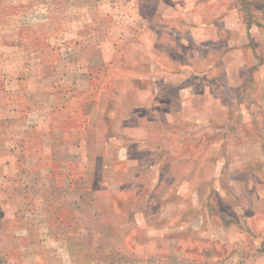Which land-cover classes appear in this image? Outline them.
<instances>
[{
	"label": "rangeland",
	"instance_id": "374dc122",
	"mask_svg": "<svg viewBox=\"0 0 264 264\" xmlns=\"http://www.w3.org/2000/svg\"><path fill=\"white\" fill-rule=\"evenodd\" d=\"M183 1L0 0V264H264V0Z\"/></svg>",
	"mask_w": 264,
	"mask_h": 264
},
{
	"label": "crops",
	"instance_id": "0c3cea01",
	"mask_svg": "<svg viewBox=\"0 0 264 264\" xmlns=\"http://www.w3.org/2000/svg\"><path fill=\"white\" fill-rule=\"evenodd\" d=\"M206 2H209V0H184L183 3L181 2L182 3L181 5L185 4L184 6L187 8V10L184 11L183 13L185 17L187 18V20L199 25V26H193L190 28V33L192 34V40H194V43L197 45L202 44L203 42L213 43L212 32L214 31L215 28L232 30V27H234L236 23V21H234L235 22L234 23L226 19V17L228 16H226L225 14H224V17L226 20L224 19L222 21V26H219L217 23L212 22L213 20L211 19L213 17H216V16L223 17V15L220 13H215L211 11L203 13V11L200 10V5H203ZM209 3L210 5L212 4V2H209ZM176 7L178 8L179 6H176ZM233 41H234L233 45H238L239 47L242 46V40H239V41L233 40ZM165 209L167 208L165 207L162 210H165ZM167 214H169V212Z\"/></svg>",
	"mask_w": 264,
	"mask_h": 264
},
{
	"label": "trees",
	"instance_id": "16d2710c",
	"mask_svg": "<svg viewBox=\"0 0 264 264\" xmlns=\"http://www.w3.org/2000/svg\"><path fill=\"white\" fill-rule=\"evenodd\" d=\"M229 178H231L230 175H229ZM235 179H236V178H235ZM235 179H234V180H233V179L229 180L228 183H234V182H231V181H235ZM240 179H241V178H239V180H240ZM239 180H238V181H239ZM210 182L213 183L212 181H209V183H210ZM223 188H226V187L223 186ZM226 194H227V193H226ZM227 195L229 196V194H227ZM228 196H227V197H228ZM222 201L225 202L224 199H220V197L215 196V202H216V203H217V202L219 203V202H222ZM218 208H219V207H218ZM218 208H217V209H218ZM208 218H210V216H209Z\"/></svg>",
	"mask_w": 264,
	"mask_h": 264
}]
</instances>
